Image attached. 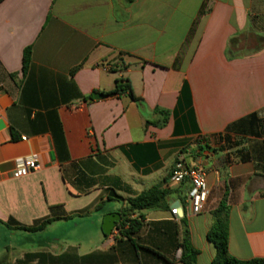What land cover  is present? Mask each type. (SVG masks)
<instances>
[{
	"label": "crops",
	"instance_id": "1",
	"mask_svg": "<svg viewBox=\"0 0 264 264\" xmlns=\"http://www.w3.org/2000/svg\"><path fill=\"white\" fill-rule=\"evenodd\" d=\"M248 35L259 46L231 58L232 40ZM121 78L138 101L106 95ZM260 123L264 0H0V232L24 241L0 263L109 253L119 221L105 235L106 216H129L128 200L156 186L171 192L169 209L141 213L143 239L166 248L164 223L177 224L182 238L186 217L196 264H212L207 234L226 197L230 254L264 258ZM33 154L39 168L15 177L18 161ZM180 161L205 174L209 197L200 214L176 219L171 209L184 192L168 180ZM48 218L42 231L17 229ZM78 230L84 239H64ZM124 248L111 264L138 263Z\"/></svg>",
	"mask_w": 264,
	"mask_h": 264
},
{
	"label": "trees",
	"instance_id": "2",
	"mask_svg": "<svg viewBox=\"0 0 264 264\" xmlns=\"http://www.w3.org/2000/svg\"><path fill=\"white\" fill-rule=\"evenodd\" d=\"M232 47L229 50V56L231 58L238 57L241 52L236 50L238 45V38L232 40ZM32 62V50L28 48L25 50L23 58V73L29 70ZM74 73V71H73ZM127 94L132 100L138 101V98L134 95L132 86L128 79H118L116 81L115 88L108 92L106 95L121 96ZM261 137L264 134V124H261ZM241 153V159L247 161L252 159L251 154ZM128 189V188H127ZM171 192L163 189L160 186L151 188L134 198L128 200L129 209L132 211L128 217L120 220L117 223V229L119 230V238L116 239V247L111 249L109 253H92L85 256H79L76 252L71 251L59 256L36 254L28 256L29 259H39L41 264H111L115 258L114 253L117 252L120 255L128 253L124 248L125 244L132 247V250L136 256L137 264H196L200 251L197 250L190 237V231L188 229V222L186 217L181 219V223L184 225L185 230L183 237H180V232L177 224L172 222H166L168 230L171 232L172 239L169 240L167 247H160L156 245L153 239L146 240L141 237V232L144 230L143 224L144 216L141 214L144 211L152 209H169L168 197ZM120 198L119 196H116ZM226 197L221 201L219 208L214 212L215 222L207 234L208 241L215 247L216 255L212 264H264V258H256L252 260H239L233 257L229 252V226H228V214L229 209L227 207ZM139 214V218H131L133 214ZM54 222V219L48 218L37 222L33 227H24L17 225V229L26 230L29 232H39L44 230L49 224ZM151 226H158L160 224L152 223ZM154 232V231H153ZM157 232V231H155ZM181 251L180 257H177V253ZM6 264V263H0ZM17 264H25L22 261Z\"/></svg>",
	"mask_w": 264,
	"mask_h": 264
},
{
	"label": "built area",
	"instance_id": "3",
	"mask_svg": "<svg viewBox=\"0 0 264 264\" xmlns=\"http://www.w3.org/2000/svg\"><path fill=\"white\" fill-rule=\"evenodd\" d=\"M39 157L33 154L31 157L18 161L14 176L17 178L27 176L39 168ZM168 186L181 189L184 192V201L178 202L179 206L171 209V215L179 219L180 212H185L184 205L189 211L198 215L203 211L209 197V188L205 174L186 165L183 161L177 162L168 180Z\"/></svg>",
	"mask_w": 264,
	"mask_h": 264
},
{
	"label": "rangeland",
	"instance_id": "4",
	"mask_svg": "<svg viewBox=\"0 0 264 264\" xmlns=\"http://www.w3.org/2000/svg\"><path fill=\"white\" fill-rule=\"evenodd\" d=\"M260 40L258 37L252 36V35H248V36H242V38L238 39V45L236 46V50H239V52L243 53V52H249L252 51L254 49H256L259 44H260ZM263 138H264V134H263ZM205 141L203 140V143ZM217 142H215L216 144ZM234 154V152H233ZM115 202H111L108 203L106 205V208H110L113 205H115ZM184 209L185 212H189V207L184 205ZM85 232L83 230H78L75 233H68L64 235V239H67L68 237L71 239H84ZM22 243H24V241L21 242V240L19 238H13L11 236L9 237H5V234H2L0 232V260L1 261H7V258H11L15 252V248H18L20 245H22ZM3 247H6L5 249H3ZM85 249V243L82 246V250ZM6 264H8L7 262H4Z\"/></svg>",
	"mask_w": 264,
	"mask_h": 264
},
{
	"label": "water",
	"instance_id": "5",
	"mask_svg": "<svg viewBox=\"0 0 264 264\" xmlns=\"http://www.w3.org/2000/svg\"><path fill=\"white\" fill-rule=\"evenodd\" d=\"M107 97L106 95L103 94H94V99H102ZM175 206H179V203H176ZM128 216V212L126 213H117V214H109L106 216L105 221H104V226H103V231L105 235H111L112 231L115 227V224L120 221L121 219H124ZM180 217L183 216V212H180Z\"/></svg>",
	"mask_w": 264,
	"mask_h": 264
}]
</instances>
